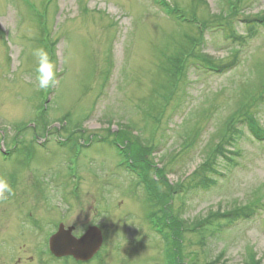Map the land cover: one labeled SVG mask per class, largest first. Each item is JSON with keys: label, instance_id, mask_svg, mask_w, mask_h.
<instances>
[{"label": "rangeland", "instance_id": "rangeland-1", "mask_svg": "<svg viewBox=\"0 0 264 264\" xmlns=\"http://www.w3.org/2000/svg\"><path fill=\"white\" fill-rule=\"evenodd\" d=\"M158 3L0 0V264H74L43 244L59 221L102 230L85 264H264V137L241 119L264 130V0ZM113 139L152 152L154 198Z\"/></svg>", "mask_w": 264, "mask_h": 264}, {"label": "trees", "instance_id": "trees-1", "mask_svg": "<svg viewBox=\"0 0 264 264\" xmlns=\"http://www.w3.org/2000/svg\"><path fill=\"white\" fill-rule=\"evenodd\" d=\"M257 21H261V19H257L256 21L254 20V22H257ZM174 64H175V62H173ZM171 68H172V66H171ZM245 106V105H244ZM247 112H245L244 114H242L241 115V119H247V121H249V128L251 129V132L257 137V138H262V137H264V130L260 127V126H258V124L255 122V120H253L252 118H251V116H249L248 114H246ZM244 115V116H243ZM251 118V119H250ZM259 127V128H258ZM122 146H125L124 148H123V151H124V153L127 155V157L132 161V164H133V167L137 170H139V172H140V174H141V176H142V178H143V180H144V182L146 183V186H147V188H148V191L149 192H151V197L153 196V198H154V195H153V193H154V187H155V185L154 184H157V182L153 179V177L152 178H150L149 177V172H150V169H151V165H150V163L149 162H147V155H151L150 154V152L151 151H149L147 148L145 149L144 147H142V148H140V149H138L139 147H133L132 146V144H125L124 145V141H123V143L121 144ZM133 148H134V150H133ZM144 149V151H142ZM152 153V152H151ZM207 162H205L204 163V165H203V167H206L207 166ZM153 171H155L156 172V170H153ZM157 173V172H156ZM206 178H204V180H205ZM153 200V199H152ZM156 203H158V200L156 199ZM164 214H165V211H164ZM224 214V213H223ZM223 214H221L219 211H217V212H212L211 213V215H214V216H217V217H221V216H223ZM210 215V216H211ZM210 216H208V217H206V218H202V219H199V220H197V222L196 223H198V221H200V223L201 222H203V221H205V220H207V219H209L210 218ZM166 217V216H165ZM225 217V216H224ZM158 221V220H157ZM183 222V220H181V219H177V217H176V219L174 220V224L176 223L177 224V227H175V228H173V227H171V224H165V223H163L164 225H163V229H165V230H167V235H168V233H169V236L168 237H164V239H166V241L168 242H170L171 241V239L169 240V238L171 237V238H173V236L172 235H174V238L172 239V242L173 243H175V244H177V245H179V242H177L176 240H175V235H177V236H180L182 233H181V231L183 230V229H185L184 228V226H185V223H182ZM194 222V223H195ZM159 224H161V223H159ZM170 227H171V229H170ZM169 231V232H168ZM178 238H180V237H178ZM180 241H181V239H180ZM180 247H182L181 245H180ZM250 256V261L252 260V258H251V256H253V255H249ZM253 260H254V257H253ZM179 264H182V263H179ZM251 264H257V262L254 260V261H252L251 262Z\"/></svg>", "mask_w": 264, "mask_h": 264}, {"label": "water", "instance_id": "water-1", "mask_svg": "<svg viewBox=\"0 0 264 264\" xmlns=\"http://www.w3.org/2000/svg\"><path fill=\"white\" fill-rule=\"evenodd\" d=\"M72 229H64L61 225L49 240L50 250L58 257L71 255L80 261L89 260L102 245L101 231L97 227H90L83 236L76 238L72 235Z\"/></svg>", "mask_w": 264, "mask_h": 264}, {"label": "clouds", "instance_id": "clouds-1", "mask_svg": "<svg viewBox=\"0 0 264 264\" xmlns=\"http://www.w3.org/2000/svg\"><path fill=\"white\" fill-rule=\"evenodd\" d=\"M38 60L37 66V80L39 82L38 87L40 89L49 88L56 78L55 68L56 65L49 58V54L42 48L35 50L33 53ZM5 193L8 195H14L12 188L7 181L0 179V199H6Z\"/></svg>", "mask_w": 264, "mask_h": 264}, {"label": "flooded vegetation", "instance_id": "flooded-vegetation-1", "mask_svg": "<svg viewBox=\"0 0 264 264\" xmlns=\"http://www.w3.org/2000/svg\"><path fill=\"white\" fill-rule=\"evenodd\" d=\"M49 225H50V223H49Z\"/></svg>", "mask_w": 264, "mask_h": 264}]
</instances>
